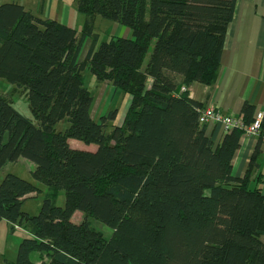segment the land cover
<instances>
[{
	"label": "trees",
	"instance_id": "1",
	"mask_svg": "<svg viewBox=\"0 0 264 264\" xmlns=\"http://www.w3.org/2000/svg\"><path fill=\"white\" fill-rule=\"evenodd\" d=\"M236 1L75 0L84 15L79 33L19 3H0V78L26 94L36 122L0 93V169L26 158L33 180L46 187L31 215L22 203L38 187L10 173L0 181V221L29 233L9 264H264L257 162L264 118L243 176L234 177L243 128L226 130L214 144L198 120L203 105L182 90L215 82ZM96 16L131 36L97 46ZM85 68L130 96L120 125L112 124L117 109L93 118ZM253 110L243 103L244 125ZM62 120L68 126L57 131ZM69 139L96 148H73ZM75 211L83 214L77 223Z\"/></svg>",
	"mask_w": 264,
	"mask_h": 264
},
{
	"label": "crops",
	"instance_id": "2",
	"mask_svg": "<svg viewBox=\"0 0 264 264\" xmlns=\"http://www.w3.org/2000/svg\"><path fill=\"white\" fill-rule=\"evenodd\" d=\"M8 2L19 3L40 18H52L66 24L64 17L57 19L55 14L45 10L43 6L40 13H37L36 3L29 0ZM121 30V37L130 36L131 32L127 27ZM86 43L88 45L89 41ZM102 83L108 86L107 83ZM185 90L189 98L202 105H213L223 114L233 117L240 116L244 102L253 106V116L259 111L264 112V0L236 1L233 18L227 27L215 82L212 85L192 82ZM205 132L217 144L225 131L221 125L209 122L205 124ZM256 140L255 137L244 134L240 137L239 146L232 158L231 173L234 177L243 176ZM73 147L81 149V145L77 143ZM257 162L264 178V143L260 145Z\"/></svg>",
	"mask_w": 264,
	"mask_h": 264
},
{
	"label": "rangeland",
	"instance_id": "3",
	"mask_svg": "<svg viewBox=\"0 0 264 264\" xmlns=\"http://www.w3.org/2000/svg\"><path fill=\"white\" fill-rule=\"evenodd\" d=\"M11 0H0V2H8ZM29 2L36 3L35 10L40 13L42 6L47 11H51L56 15L57 19L66 20V24L72 26L77 30V33L81 32L83 26L84 15L77 10L75 0H29ZM124 26L96 16L94 20V32L97 34V46L103 42L108 41L112 35L121 36L122 28ZM131 36V34H130ZM87 43L83 46L80 54V58L83 57ZM149 54H147L145 61L148 59ZM84 85L91 91L93 96V103L91 107V114L94 116L95 120H98L101 115L105 114L107 110L117 109V115L112 124L120 125L123 121L126 108L130 102V96L124 94L120 90H116L113 94V88L108 85L104 86L102 82L95 80L94 76L90 73L88 69H84L82 72ZM149 83V82H148ZM0 93L8 97L11 100L12 106L17 109L20 113L24 114L36 124L35 120L32 118V114L29 110L28 99L26 94L16 88L15 85L7 82L4 78H0ZM68 126V123L64 120L58 122L55 125L57 131H63ZM71 146L73 147L75 143L81 145V149L94 150L96 148L95 144H84L81 141L75 139H69ZM74 148V147H73ZM89 148V149H88ZM34 167V163L26 158H18L15 162H8L0 169V181L6 174H14L24 180L34 183L38 187V191L34 196L25 199L22 203V210L31 214L36 215L40 210V206L46 192V187L33 180L30 174V170ZM56 203L58 206H63L64 204V193L60 191ZM83 218V214L80 211L74 212L72 217L73 222H79ZM89 224L94 228L100 230L103 235L108 238L111 234V229L104 223L89 217ZM29 233L6 220L0 221V264H9L13 262L16 257V251L18 244L24 237H28ZM31 260L38 262L40 258L38 253L31 254Z\"/></svg>",
	"mask_w": 264,
	"mask_h": 264
},
{
	"label": "built area",
	"instance_id": "4",
	"mask_svg": "<svg viewBox=\"0 0 264 264\" xmlns=\"http://www.w3.org/2000/svg\"><path fill=\"white\" fill-rule=\"evenodd\" d=\"M182 90H185L182 88ZM198 120L201 124L214 123L221 125L224 131L229 130L233 127L243 128V134L251 137H258L261 134V121L264 118V112H257L252 121L244 125L240 116L233 117L230 115L223 114L217 110L213 105H203L198 111ZM262 141H264V133L261 135Z\"/></svg>",
	"mask_w": 264,
	"mask_h": 264
}]
</instances>
